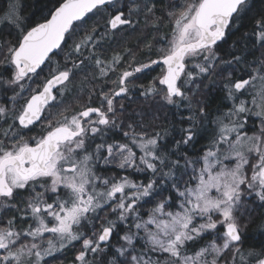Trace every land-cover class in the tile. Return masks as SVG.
Listing matches in <instances>:
<instances>
[{
  "label": "snow or ice",
  "instance_id": "snow-or-ice-1",
  "mask_svg": "<svg viewBox=\"0 0 264 264\" xmlns=\"http://www.w3.org/2000/svg\"><path fill=\"white\" fill-rule=\"evenodd\" d=\"M252 7L56 0L35 20L10 5L0 16V32H15L0 36V264H52L76 243L72 264H264V244L242 250L240 220L245 196L264 202V9L251 17L250 43L219 50ZM141 25L169 26L154 52L144 45L157 57L146 62L120 43ZM154 65L160 74L138 83ZM134 91L179 118L155 130L123 103ZM206 121L211 144L194 161Z\"/></svg>",
  "mask_w": 264,
  "mask_h": 264
},
{
  "label": "trees",
  "instance_id": "trees-1",
  "mask_svg": "<svg viewBox=\"0 0 264 264\" xmlns=\"http://www.w3.org/2000/svg\"><path fill=\"white\" fill-rule=\"evenodd\" d=\"M55 3L56 0H18V4L20 5L23 17L25 19L35 20H42L44 16H48V10L51 9ZM250 3L253 5L252 11L238 22L240 25L238 29H231V34L227 37V42L221 43L219 50L222 55L226 54L229 50L239 52L240 49L243 48L244 44L250 43V41L244 38V34L251 31V17L255 15L256 12L260 11L261 9H264V0H250ZM11 4H13V2H9V0H0V16L4 15V13L9 9ZM10 32L11 35H9ZM149 34L151 35L147 36V32H140V30L122 34V36L120 37L121 46L131 48L133 51L136 52V60L139 59V62L144 61L149 57H153V55H151L148 52V49L144 46L146 43L152 41L153 32H150ZM0 36L6 37L8 39H14L15 32L10 27L5 28L2 32H0ZM259 56L260 52L254 51V54L249 55L248 59L252 60ZM138 75H141V73ZM156 76L157 74L155 73L152 74L149 73V71H145V76L140 77L141 82L147 83ZM205 83L208 84V81H205ZM257 85L260 86L259 83H257ZM211 87L212 86L209 85V88ZM253 91L250 90V93L241 96V99L251 100ZM218 95H220V93L216 92L215 95L209 98L210 111L212 112L213 120L217 115L220 114L216 112L218 102L215 101L216 96ZM123 103H125L126 107L128 108L129 114H131L133 110H135L138 114L141 110L147 113L149 120L156 126L155 130L157 131L162 128H170L176 122L180 115V113L177 112L173 108V106L166 105V103L162 99H160V97H157L155 100H145L139 93H137L133 97L130 96L127 100L123 101ZM183 111L185 112V114H187V109H184ZM252 119H256L257 124L259 123L258 118L253 117ZM249 123H251V120L249 121ZM205 127L208 128V134L205 136L204 139L200 141V143L196 144L194 148L190 151V156L194 161L203 155L201 149H204L206 151L207 146H210L211 144V133L215 125H209L206 121ZM149 130L151 131V129ZM245 130L247 131L248 129L246 128ZM39 132L40 129L37 128L34 129L33 132L29 133V135H38ZM251 134V131H249V135ZM101 165L102 166L100 168L101 171H103L105 166L103 164ZM201 166L202 161L201 163L195 165L197 169H199V167ZM121 174L123 175L124 173L121 172ZM243 202L244 208L242 209V215L245 219L244 223H246V230L243 237L244 242L242 244V248L243 250H247L255 247V249L259 251L260 245L264 244V235H261V232L264 231V202H256L254 201L253 197H246L244 198ZM151 207H153V205H147L144 209H142V213H144V211L147 212V210ZM206 242L207 237L205 236L204 239L200 240L196 245L190 244L188 246V254H193L195 250H198V248ZM55 257V259L51 257L46 259L52 260V264H67V262L68 264H72V261L69 262L67 260L64 262H59L60 253H56Z\"/></svg>",
  "mask_w": 264,
  "mask_h": 264
},
{
  "label": "flooded vegetation",
  "instance_id": "flooded-vegetation-1",
  "mask_svg": "<svg viewBox=\"0 0 264 264\" xmlns=\"http://www.w3.org/2000/svg\"><path fill=\"white\" fill-rule=\"evenodd\" d=\"M168 30H169V26L168 25H164V26H162V28H161V31H160V33H156L154 30H152L151 28H144L143 27V25H141V30H140V32L141 31H145V32H147V36L149 35H151V34H149L150 32H153V37H155V39H153V37H152V41H151V43H152V45H153V52L155 51V49L156 48H158V47H160L161 45L160 44H158V41L161 39V37L165 34V33H167L168 32ZM151 40V39H150ZM149 52V51H148ZM151 59H156L157 57L155 56V55H153V57H150ZM149 59V58H148ZM148 59H146V60H144V61H141V62H146ZM138 60V62H139V59H137ZM146 71H149V73H155V74H158V72H160L161 71V66H153L151 69H148V70H146ZM140 77L141 76H145V71L143 72V73H141V75H139ZM138 83H142L141 82V78L139 79V81H138ZM19 227H26L27 226V224H24V225H18ZM245 233V232H244ZM46 236H48L49 234H45ZM243 237H244V234H243ZM244 239V238H243ZM244 242V241H243ZM79 248H80V245H79V243H76V245H75V247L74 248H72L71 249V246L69 247V248H66V249H64V251H63V253H61L60 254V257H59V259L60 258H62V259H65V260H67V261H73V258H74V253H76L78 250H79ZM242 250H243V248H242ZM74 252V253H73Z\"/></svg>",
  "mask_w": 264,
  "mask_h": 264
},
{
  "label": "rangeland",
  "instance_id": "rangeland-1",
  "mask_svg": "<svg viewBox=\"0 0 264 264\" xmlns=\"http://www.w3.org/2000/svg\"><path fill=\"white\" fill-rule=\"evenodd\" d=\"M13 2V3H18V0H9V2ZM160 74V72H158V74H157V76ZM259 89H260V86L259 85H257L256 86V89L254 90L255 92H258L259 91ZM253 91V90H252ZM137 93H139V92H137V91H134V93H133V95H132V97L135 95V94H137ZM227 163V162H226ZM234 163V162H233ZM102 165H100V167H101ZM122 172V171H121ZM249 198V197H253V199H254V201H256V202H260L259 200H257L256 198H255V196H245L244 198ZM244 198H243V200H244ZM262 203V202H261ZM144 212H146V211H144ZM242 212L243 211H241V215H240V220H241V223H242V225H243V228H242V231H243V234H244V232H245V230H246V223H244L245 222V219H244V217H243V215H242ZM145 219H147V216H145ZM142 235H143V233H142ZM207 237V241L211 238V237H209V236H206ZM219 242V241H218ZM72 248H74V247H71V249ZM74 253V252H73ZM61 254V253H60ZM73 255H75V253L73 254ZM191 255V254H190ZM64 262V261H66L65 259H62V258H60L59 259V262ZM70 262V261H69ZM67 264H68V262H67Z\"/></svg>",
  "mask_w": 264,
  "mask_h": 264
}]
</instances>
